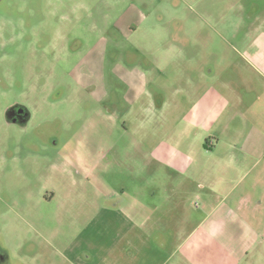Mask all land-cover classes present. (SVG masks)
Returning a JSON list of instances; mask_svg holds the SVG:
<instances>
[{"label":"rangeland","instance_id":"obj_1","mask_svg":"<svg viewBox=\"0 0 264 264\" xmlns=\"http://www.w3.org/2000/svg\"><path fill=\"white\" fill-rule=\"evenodd\" d=\"M257 54L264 0H0V264H69L89 221L64 198L73 191L129 195L131 187L146 204L174 187L179 214L150 219L176 222L181 213L182 229L187 219L200 223L204 201L192 179L218 180L216 164L234 154L221 132L235 111L215 103L241 94L244 113L261 109ZM121 68L148 71V83L132 92ZM79 173L90 179L77 186ZM241 244L232 221L225 239L215 231L186 263L239 264Z\"/></svg>","mask_w":264,"mask_h":264},{"label":"crops","instance_id":"obj_2","mask_svg":"<svg viewBox=\"0 0 264 264\" xmlns=\"http://www.w3.org/2000/svg\"><path fill=\"white\" fill-rule=\"evenodd\" d=\"M261 56L264 57L263 54H257L256 57L261 60L260 65H254L252 69L258 77L264 79V58ZM118 72L132 92L148 83V71L144 69L134 68L128 71L121 68ZM259 87L264 90V85ZM251 88L255 89L254 85ZM228 90L233 91L230 87ZM137 98L138 95H135L132 99L135 101ZM203 102L204 110L211 115L214 101L206 97ZM215 104L222 105L223 111L231 108L235 111L233 119L221 132V137L224 152L236 155L232 154L230 158L225 156L216 164L219 167L218 180L192 179L196 181L192 192L204 201L203 219L200 223L193 224V221L187 219L184 222L186 227L182 229L179 227L181 213L176 222H163L159 217L150 219V215H157L158 211L167 210L171 214H179V207L169 201V195H175L174 187L170 191L163 188L158 197L151 196L152 199L146 204H142L144 197L141 191L132 190L134 193H131V187L128 189L129 195L112 191L87 195L81 190L73 191L64 198L75 202L78 210L89 217V221L84 228L86 230L80 231L76 241L67 250L69 256L66 261L69 264H187L192 259L189 254L194 249L210 246L209 238L214 237L215 231L221 232L222 239H225L232 221H235L237 240L240 238L242 243L238 246L235 257L238 263L249 262L250 251L258 247L260 252L253 264H264V104L260 105V110L255 111L256 114L243 112L242 108L247 103L241 94L237 96V102L223 97ZM235 120L240 121L241 129L231 127ZM215 145L210 142L211 148L214 149ZM218 145L217 143L216 147ZM174 165L186 170L196 168L194 163L181 166L180 162H176ZM210 168L213 169V166ZM77 177V186L78 181L90 179H85L80 173ZM149 182L147 179L144 184ZM174 183L177 185L175 180ZM79 201H83V206L88 209H80ZM195 206L197 207L196 203ZM80 211L79 214L83 216ZM140 211L147 215L142 213L138 220ZM183 215L186 216L185 211ZM182 231L185 232L183 241ZM199 233L204 234V240H197ZM173 240V246H176L174 254L181 247L186 249L184 259L175 257L169 250L172 249ZM221 241L223 246V240Z\"/></svg>","mask_w":264,"mask_h":264}]
</instances>
